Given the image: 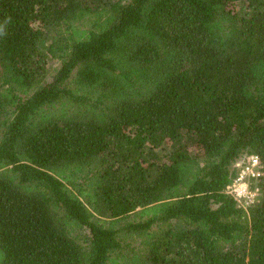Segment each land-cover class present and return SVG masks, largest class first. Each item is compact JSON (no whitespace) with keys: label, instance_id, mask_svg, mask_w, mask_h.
Returning <instances> with one entry per match:
<instances>
[{"label":"trees","instance_id":"trees-1","mask_svg":"<svg viewBox=\"0 0 264 264\" xmlns=\"http://www.w3.org/2000/svg\"><path fill=\"white\" fill-rule=\"evenodd\" d=\"M0 30V264H264V0H0Z\"/></svg>","mask_w":264,"mask_h":264},{"label":"built area","instance_id":"built-area-1","mask_svg":"<svg viewBox=\"0 0 264 264\" xmlns=\"http://www.w3.org/2000/svg\"><path fill=\"white\" fill-rule=\"evenodd\" d=\"M235 169V177L225 186L223 192L245 208L253 202L255 197V192L249 188L248 180L258 177V161L256 157L250 156L244 161L236 163Z\"/></svg>","mask_w":264,"mask_h":264},{"label":"rangeland","instance_id":"rangeland-1","mask_svg":"<svg viewBox=\"0 0 264 264\" xmlns=\"http://www.w3.org/2000/svg\"><path fill=\"white\" fill-rule=\"evenodd\" d=\"M85 25H86V26H88V25H89V22H87V24H86V22H84V25H83V27H85ZM83 27H82V28H83ZM56 67H57V65H55V67H54V68H56ZM245 159H246V158H244V159H241L240 161H244Z\"/></svg>","mask_w":264,"mask_h":264},{"label":"clouds","instance_id":"clouds-1","mask_svg":"<svg viewBox=\"0 0 264 264\" xmlns=\"http://www.w3.org/2000/svg\"><path fill=\"white\" fill-rule=\"evenodd\" d=\"M0 34H2V30H0Z\"/></svg>","mask_w":264,"mask_h":264}]
</instances>
